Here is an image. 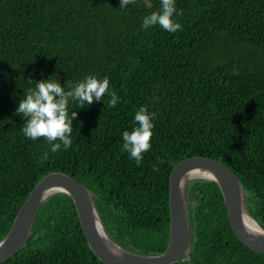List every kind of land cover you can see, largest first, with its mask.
<instances>
[{
    "label": "trees",
    "instance_id": "1",
    "mask_svg": "<svg viewBox=\"0 0 264 264\" xmlns=\"http://www.w3.org/2000/svg\"><path fill=\"white\" fill-rule=\"evenodd\" d=\"M160 0H0V240L37 181L51 171L92 193L109 236L133 252L158 254L169 238L168 181L175 163L216 158L237 176L264 229V0H175L182 30L141 27ZM107 77L119 97L77 108L72 144L53 153L21 132L19 99L35 81ZM155 113L140 166L122 150L135 112ZM59 142V141H57ZM188 256L174 264H264L234 234L217 183L185 188ZM0 264H104L89 248L74 203L56 192L40 205L31 234Z\"/></svg>",
    "mask_w": 264,
    "mask_h": 264
},
{
    "label": "water",
    "instance_id": "2",
    "mask_svg": "<svg viewBox=\"0 0 264 264\" xmlns=\"http://www.w3.org/2000/svg\"><path fill=\"white\" fill-rule=\"evenodd\" d=\"M191 170L205 171L208 174L187 178ZM193 178L210 179L217 183L236 237L250 250L264 253V229L248 211L245 193L235 173L216 158L192 155L175 163L169 174V238L163 252L142 254L116 243L101 222L93 193L72 176L51 171L40 178L29 191L7 234L0 240V263L13 256L26 243L43 201L53 193L62 192L71 197L87 244L104 264H174L188 256L190 251V224L185 188ZM246 216L255 222L258 231L247 227L244 221Z\"/></svg>",
    "mask_w": 264,
    "mask_h": 264
},
{
    "label": "clouds",
    "instance_id": "3",
    "mask_svg": "<svg viewBox=\"0 0 264 264\" xmlns=\"http://www.w3.org/2000/svg\"><path fill=\"white\" fill-rule=\"evenodd\" d=\"M121 8L135 4L136 0H119ZM161 8L145 15L141 27L145 30L151 26H160L169 33L182 30V25L173 19V14L181 16L175 8V0H160ZM51 77V76H50ZM35 81L23 99H19L15 114L24 117L21 132L32 140L44 138L50 147V152H57L61 148L67 149L72 144V121L76 118V111L69 114V100L77 102V108L91 105L94 100L101 101L105 94L109 95L108 106L115 107L119 97L111 90L109 79H102L96 75H85L77 82L66 81L68 90L51 78ZM155 113H149L146 107H140L134 116L135 127L131 131L122 133V150H126L137 166L143 161V154L151 150L153 135V119ZM59 141V142H57ZM2 243V242H0Z\"/></svg>",
    "mask_w": 264,
    "mask_h": 264
},
{
    "label": "bare ground",
    "instance_id": "4",
    "mask_svg": "<svg viewBox=\"0 0 264 264\" xmlns=\"http://www.w3.org/2000/svg\"><path fill=\"white\" fill-rule=\"evenodd\" d=\"M207 174L208 173L205 172V171L191 170V171L188 172L186 177L187 178H189V177L192 178V177H196L198 175H207ZM244 221H245V224L247 225V227L249 229H251L253 231H258L259 230L258 226L255 224V222L251 218L246 216V217H244Z\"/></svg>",
    "mask_w": 264,
    "mask_h": 264
},
{
    "label": "built area",
    "instance_id": "5",
    "mask_svg": "<svg viewBox=\"0 0 264 264\" xmlns=\"http://www.w3.org/2000/svg\"><path fill=\"white\" fill-rule=\"evenodd\" d=\"M187 257V256H186Z\"/></svg>",
    "mask_w": 264,
    "mask_h": 264
}]
</instances>
